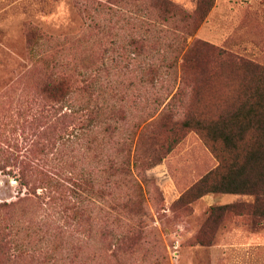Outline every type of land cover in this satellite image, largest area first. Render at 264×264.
Wrapping results in <instances>:
<instances>
[{"label": "rangeland", "instance_id": "obj_1", "mask_svg": "<svg viewBox=\"0 0 264 264\" xmlns=\"http://www.w3.org/2000/svg\"><path fill=\"white\" fill-rule=\"evenodd\" d=\"M106 1L0 0V203H17L9 214L0 212V228L13 247L0 246V264H264V217L252 212V198L208 193L193 199L187 192L218 163L198 133L187 132L161 163L146 170L149 189L140 183L138 198L129 179L106 181L104 168L119 154L106 123L98 143L94 124L87 138L80 133L82 111L73 115L67 107L45 106L44 64L75 72L78 80L95 79L100 92L90 87L89 102L73 94L71 103L92 109L99 93L106 122L112 104L119 102L125 114L149 109L154 95L172 82L160 50L129 52L126 43L142 29L122 19L129 15L125 10L97 6ZM173 1L187 11L196 3ZM30 29L41 35L32 55ZM165 38L163 32L161 42ZM195 38L264 65V0H214ZM114 39L117 49L111 47ZM207 46L198 62L203 69L215 67ZM101 58L99 70L84 69ZM73 127L79 135L62 155L58 135ZM21 159H38L55 172L62 163L74 177L92 179L94 190L86 195L90 219L76 223L70 208L28 193L18 178ZM34 177L31 184L38 185ZM14 238L25 252L19 253ZM13 250L18 251L11 256Z\"/></svg>", "mask_w": 264, "mask_h": 264}, {"label": "trees", "instance_id": "obj_2", "mask_svg": "<svg viewBox=\"0 0 264 264\" xmlns=\"http://www.w3.org/2000/svg\"><path fill=\"white\" fill-rule=\"evenodd\" d=\"M213 1L196 0L192 11L183 9L173 0H107L97 3L105 11L116 13L125 10L122 14L129 15L122 19L142 29V34L126 43L130 53L135 55L160 50L167 55L164 66L173 75V80L154 95L149 109L125 114L119 109V102L114 103L105 112L111 119L106 122L98 101L99 93L94 108L88 110L86 105L80 104L83 108L76 109L71 103L76 100L73 94L89 102L88 97H93L90 87L93 92H100L98 82L95 79L88 82L85 77L78 80L75 72L59 71L46 64L43 65L40 91L47 107H67L73 115L83 112L79 130L81 134L84 131V138L94 124L98 128L95 138L101 143L106 123V130L112 133L113 144L118 146L119 151L115 161L111 160L104 168L109 173L106 178L109 184L129 179L135 196L143 198L140 183L149 189L151 181L146 176V170L161 163L187 132L195 131L218 163L187 192L193 194V199L208 193L248 196L252 198V212L264 217V65L231 50L207 46L195 38ZM163 32L166 38L161 42ZM39 37L41 35L34 29L27 33L31 55ZM116 42L117 39H114L111 47L117 49ZM162 43L164 48L160 46ZM204 46L209 48L215 67L203 69L198 66ZM103 61L101 58L98 65L84 69L99 70ZM222 66L225 72L219 68ZM151 83L154 87L155 81ZM115 91L116 96L118 91ZM78 135L75 127L58 135L57 152L65 155L67 144ZM16 161L18 178L28 193L38 199L46 198L48 204L60 203L70 208L76 223H80L82 218L90 219L86 195L94 190L92 179L74 177L71 171L65 172L62 163L55 172L46 169L43 162L38 163V159ZM33 177L38 185L31 184ZM38 188L41 193H37ZM96 191L101 195V188ZM15 204L0 203V212L9 214ZM8 235L0 228V246L12 249ZM22 245L17 246L19 253L25 252ZM17 251L13 250L10 255Z\"/></svg>", "mask_w": 264, "mask_h": 264}]
</instances>
